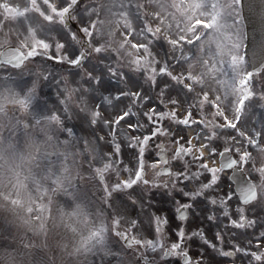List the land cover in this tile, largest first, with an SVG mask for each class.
Wrapping results in <instances>:
<instances>
[{
    "label": "snow or ice",
    "instance_id": "6c2138e0",
    "mask_svg": "<svg viewBox=\"0 0 264 264\" xmlns=\"http://www.w3.org/2000/svg\"><path fill=\"white\" fill-rule=\"evenodd\" d=\"M10 6V0H0V20ZM152 7L151 15L142 0L99 5L95 0H27L18 7L19 38L0 42V129L10 136L23 134L27 149L7 173L0 171V179L7 178L4 198L23 208L29 220L39 221L36 227L45 235L53 208L61 218L87 220V194L73 183V165L79 158L84 167L87 160L83 133L95 135L99 129L103 136L96 139L108 137L107 152L89 168L112 211L109 226L96 223L82 237L94 264H124V256L134 264H164L167 259L177 264H264L258 251L264 246V210L237 191L248 183L242 169L237 172L251 155L241 151L243 143L255 150L264 141V87L253 86L264 74V0H153ZM97 9L123 29L120 47L130 42L153 64L150 72L140 65L126 67L107 50L98 35L103 18ZM242 20L250 30L244 25L241 32ZM165 29L167 37L161 35ZM112 81L119 86L111 87ZM208 81L215 87L206 88ZM141 93L148 109L143 121L149 125L142 133L135 115L126 111L127 98L140 100ZM85 97L94 109L90 114L80 107ZM166 104L172 109L182 105L183 111H175L173 119ZM254 105L260 109L259 130L249 127V121L258 119ZM124 123L140 133V141L134 136L112 142L115 126ZM189 129L191 136L182 135ZM165 135L185 148L193 138L202 140L208 158L201 153L190 166L177 158L175 173L161 171L166 180L150 181L142 160L151 149V162L168 168ZM236 141L241 147L232 146ZM112 156L119 160L117 171L106 163ZM106 233L115 241L110 248H89L90 241L102 240ZM0 245L13 247L8 239ZM25 247L33 252L32 264H55L41 248Z\"/></svg>",
    "mask_w": 264,
    "mask_h": 264
},
{
    "label": "rangeland",
    "instance_id": "374dc122",
    "mask_svg": "<svg viewBox=\"0 0 264 264\" xmlns=\"http://www.w3.org/2000/svg\"><path fill=\"white\" fill-rule=\"evenodd\" d=\"M91 2L92 0H85V3ZM95 2L99 5L101 3L109 2V0H95ZM10 3L12 6L3 10L5 19L0 20V42L5 43H7L9 39L15 40L19 38L17 32L22 27V21H18L17 19L18 7L27 3V0H10ZM142 4L148 14L151 15L154 12V8L152 7L153 0H142ZM97 10L100 11L103 18V23L98 25L100 29L98 35L104 38L107 50L115 55L119 62L126 67L135 68L137 65H140L145 71L150 72L153 64L149 60L144 59L143 55L140 54L138 50L130 47V42L123 48L120 47L122 43L121 33L123 29L108 15L107 12L100 9ZM240 30L241 32L244 31L243 20L240 23ZM173 31L175 30L173 29ZM161 35L167 37V30H162ZM241 52H243V47H241ZM176 70L179 71L180 69ZM230 74L229 71V75ZM110 86L115 88L119 85H117L115 81H112L110 82ZM253 86L264 87V74L257 77ZM205 87L211 89L215 87V85L212 84L211 81H208L206 82ZM44 91L47 92L48 89L45 88ZM193 91L196 94L202 95L199 87H194ZM142 96L143 94L141 93L140 100L135 99L134 96H130L126 101L128 104L126 111L132 112L135 115L136 121L140 125L141 133L146 131L149 127V125L143 121L142 113L146 112L148 109L143 102ZM206 99H211V96L209 95ZM80 107L85 114H90L94 111L91 101L87 97L80 102ZM165 107L169 108V111L166 114L173 119L177 118L174 115L175 111H183V106L179 104L176 106V109H172L171 106L167 104ZM202 111L204 115L207 116L210 109L205 107ZM252 111L256 113L258 119L256 121H249V127L251 128L254 126L256 129L259 127L258 123L261 124L259 119L260 109L254 105ZM101 119H106V115L103 114ZM185 122L187 121L185 120ZM75 123L77 124V130L79 131L80 124L79 122ZM87 126L88 125L85 122V127ZM165 126H167V121H165ZM115 129L116 130L111 133L112 142L114 144L120 140L131 141L134 136L137 141L141 140L140 133L130 131L127 123L118 124L115 126ZM157 130L159 131V129ZM191 134V129H189V132L186 130L182 133V135L185 136H191ZM83 135L86 137L88 143V150L86 153L87 160L84 161V167H81L78 158L77 163L73 165L72 174L73 183H78L80 187L86 191L88 204L87 211L89 213L88 219L86 220L83 217H73L71 219L61 218L56 214V209L53 208V217L47 221L45 235V231H41L36 227L39 221L34 219L29 220L27 213L23 208L15 207L5 200L4 197L8 195L7 178L5 176L3 179H0V240L8 239L9 242L13 244V247L6 248L0 245V264H32L33 252L25 247L28 243L41 248L42 251L47 254L48 259L54 260L55 264H85V257H87V264H94L92 255L89 252L84 251L82 237L87 236L93 225L96 223L103 221L106 226H109V217L112 210L103 199V194L99 191V186L93 178L89 165H91L93 160H103L102 152H107V149L104 148V141L107 140L108 137L104 136L103 140L97 141V135L103 136V133H100L99 129H97L95 135L92 134L91 130L87 133H83ZM162 139L164 140L166 148L172 150V159L174 160L177 169L179 167L177 158L185 163L188 162V164H192L193 160L190 157H184V154L187 151L194 150L197 146V148L201 147V144L203 143L202 140L198 141L193 138L190 140L189 146L185 148L183 144H177L170 139L169 135L163 136ZM245 143L246 148H251L246 141ZM124 147H127V145H124ZM26 149L27 145L23 134L17 135L13 133L10 136L8 131L0 129V171L7 173L9 167L15 164L18 153ZM124 155L127 158L128 153H124ZM106 163L110 164L112 171H117L119 169L120 163L116 156H112L110 161H106ZM166 206L171 209L176 205L173 204ZM33 207L35 206L33 205ZM254 207L258 209V205L255 204ZM35 215L36 213H33V216ZM191 219L188 221L189 224L191 223ZM114 242L115 241L111 238L110 234L106 233L102 240H97L95 242L90 241L88 246L93 250L99 248L101 251H104L107 248H110ZM77 249H79V255L76 254ZM150 254L151 253H149V255ZM96 259L98 260V257ZM124 264H134L132 257L124 256ZM164 264H177V262L173 259H169L165 260Z\"/></svg>",
    "mask_w": 264,
    "mask_h": 264
},
{
    "label": "flooded vegetation",
    "instance_id": "af4514ba",
    "mask_svg": "<svg viewBox=\"0 0 264 264\" xmlns=\"http://www.w3.org/2000/svg\"><path fill=\"white\" fill-rule=\"evenodd\" d=\"M233 147H241L240 141H236L235 144L232 145ZM246 145L243 144V146L241 147V151H245V152H251V151H258V154L256 155L255 158L253 154H251L248 157V164L247 165H241L240 168H238L237 170H243L244 172H246L248 174V176L250 177V179L254 182V184L256 185V188L258 190V198L255 202H253L252 204L258 205V210H264V204H263V200H264V148H260V149H252V150H248L246 148H244ZM167 164H168V168L166 171L170 170V166L173 164V160L170 158V154L169 151H167ZM146 161H148V168L149 170L146 172L147 174V178L150 181H155V180H160L162 178L161 175H159V173L161 172V168L159 165L154 164L155 162H151L152 158V154H148L146 155ZM167 179V177H166ZM159 193H157V198H159ZM264 214L261 215V219H264ZM264 246H262L260 249H258V251L260 252L261 256H264V252L263 251ZM255 250V249H253Z\"/></svg>",
    "mask_w": 264,
    "mask_h": 264
},
{
    "label": "water",
    "instance_id": "95a60500",
    "mask_svg": "<svg viewBox=\"0 0 264 264\" xmlns=\"http://www.w3.org/2000/svg\"><path fill=\"white\" fill-rule=\"evenodd\" d=\"M245 15L247 14L246 10H245ZM246 23V28H247V31L250 30V25L248 24V21H245ZM247 43H249V41H247Z\"/></svg>",
    "mask_w": 264,
    "mask_h": 264
}]
</instances>
